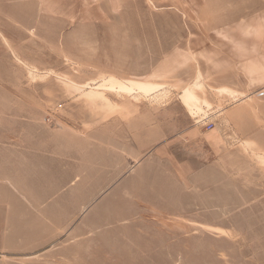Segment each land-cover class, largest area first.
I'll list each match as a JSON object with an SVG mask.
<instances>
[{
  "label": "rangeland",
  "instance_id": "rangeland-1",
  "mask_svg": "<svg viewBox=\"0 0 264 264\" xmlns=\"http://www.w3.org/2000/svg\"><path fill=\"white\" fill-rule=\"evenodd\" d=\"M12 5L40 23L49 60L58 64L51 69L80 90L102 99L113 92L144 96L146 104L157 103L169 128L206 115L217 123L212 134L225 154L250 134L255 142L246 149L251 160L242 156L233 165L241 174H190L182 182L156 173L147 160L142 172L113 174V180L110 174H38L42 198L57 197L43 212L12 204V219L0 220V247L12 240V251L0 253V264H264V174L246 167L259 156L255 162L264 169V0ZM153 91L161 93L147 99ZM11 108L12 99L0 98V126H8ZM104 121L83 125L97 129L89 145L98 172L110 165ZM197 144L192 152L201 161L207 147ZM7 167L0 164L6 188Z\"/></svg>",
  "mask_w": 264,
  "mask_h": 264
},
{
  "label": "crops",
  "instance_id": "crops-1",
  "mask_svg": "<svg viewBox=\"0 0 264 264\" xmlns=\"http://www.w3.org/2000/svg\"><path fill=\"white\" fill-rule=\"evenodd\" d=\"M15 10L12 0H0V98L12 99L9 124L0 126V164H8L11 169L9 179L2 181L7 188L1 186L0 177V220L2 216L12 219V204L30 205L43 212L46 203L57 197L54 193L42 198L44 187H38L34 180L42 179L38 174H44V178H49V174H110L113 180V174L142 172L147 160L153 162L156 173L169 172L183 182L190 179V174H194L193 178H201L202 174H241L233 165L242 156L244 161L251 160L246 150L254 146L251 134L244 144L225 154L212 134L217 123L206 115L197 116L190 124L169 128L156 110L157 103L146 104L144 96L124 98L113 92L102 99L80 90L76 81L51 69L58 64L49 60L40 23L30 19L31 13ZM50 71L55 75L50 77ZM160 93L150 92L147 99H155ZM48 116H52V121H45ZM102 116L110 165L98 172L96 164H91L95 157L89 145L96 138L97 129L87 131L83 125ZM208 121L214 124L211 131L204 130ZM231 121L228 123L234 125ZM226 125L224 122L219 127ZM229 127L232 126L227 130ZM170 130L181 133L169 135ZM197 135L204 136V140H196ZM197 143L207 147V157L201 161L192 152L193 146H200ZM240 146H244L245 155ZM253 159V164L246 167H258L252 174H264L261 163L255 162L261 158ZM117 162L120 166H112ZM37 204L40 205L33 207ZM4 251H12V240L3 242L0 253Z\"/></svg>",
  "mask_w": 264,
  "mask_h": 264
},
{
  "label": "built area",
  "instance_id": "built-area-1",
  "mask_svg": "<svg viewBox=\"0 0 264 264\" xmlns=\"http://www.w3.org/2000/svg\"><path fill=\"white\" fill-rule=\"evenodd\" d=\"M52 119H53L52 116H48L45 118V121L50 122V121H52ZM212 129H213V123L211 121H208L204 126V130L205 131H211Z\"/></svg>",
  "mask_w": 264,
  "mask_h": 264
}]
</instances>
